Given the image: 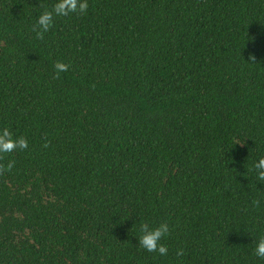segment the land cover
<instances>
[{
  "label": "trees",
  "instance_id": "1",
  "mask_svg": "<svg viewBox=\"0 0 264 264\" xmlns=\"http://www.w3.org/2000/svg\"><path fill=\"white\" fill-rule=\"evenodd\" d=\"M86 2L0 0V264H264V0Z\"/></svg>",
  "mask_w": 264,
  "mask_h": 264
},
{
  "label": "clouds",
  "instance_id": "2",
  "mask_svg": "<svg viewBox=\"0 0 264 264\" xmlns=\"http://www.w3.org/2000/svg\"><path fill=\"white\" fill-rule=\"evenodd\" d=\"M87 8L86 0H57L54 6V11L57 16H65L72 12L79 11L84 13ZM38 24L44 30L53 23L52 13L44 11L39 14L37 18ZM55 70L64 72L67 69V65L62 62H56L54 65ZM28 146L27 140L23 136L13 137L8 128L0 129V153L12 152L14 149H25ZM13 162L9 161L6 165L7 168H11ZM254 168L257 169L258 178L264 179V157H261L254 163ZM168 225L166 223L160 224L152 229H144L142 235L139 237L138 243L140 246L148 252H158L161 256L166 255L167 248L161 243V238L168 232ZM255 255L257 257H264V237L259 238L254 248Z\"/></svg>",
  "mask_w": 264,
  "mask_h": 264
}]
</instances>
